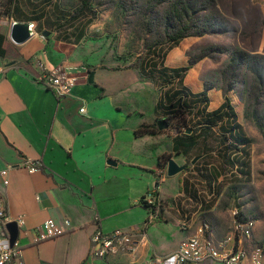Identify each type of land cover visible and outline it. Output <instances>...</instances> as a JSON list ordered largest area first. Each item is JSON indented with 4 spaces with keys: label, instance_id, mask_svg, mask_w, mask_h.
I'll list each match as a JSON object with an SVG mask.
<instances>
[{
    "label": "crops",
    "instance_id": "1",
    "mask_svg": "<svg viewBox=\"0 0 264 264\" xmlns=\"http://www.w3.org/2000/svg\"><path fill=\"white\" fill-rule=\"evenodd\" d=\"M251 1L260 7L264 19V0ZM10 32L11 27L0 23V34L7 38V56L0 58L4 68L0 74V171L10 169L9 185L0 184V194L11 218L5 231L11 244L21 248L23 264H143L151 257L170 256L203 225L210 227L216 241L223 240L233 229L235 208L243 218L256 221L253 240L264 244L262 205L254 216L241 204H230L225 210L221 197L214 200V183L200 177V190L193 182L192 175L199 173L196 169L203 172L208 156L217 153L211 150L210 137H201L199 145L185 155L175 151L182 145V134L173 128L156 135H135L141 126L158 120L159 89L152 79L140 69L121 68V62L111 64L104 58L97 62L84 50L53 44L38 34L16 45ZM193 45L192 38L181 41L168 51L164 66L188 67ZM11 53L16 57L10 58ZM205 61L188 68L184 87L193 94L206 93L209 112L219 110L229 99L237 123L243 126L231 96L216 87L205 88ZM39 63L48 69L69 66L76 79L71 92L57 96L47 88L39 80ZM91 72L95 73L93 84L89 83ZM234 124L233 118H225L223 126L230 129ZM213 130V137L220 138L219 128ZM164 156L187 168L194 159L201 164L192 163L188 171L168 177ZM27 162L39 170L30 172ZM223 181L221 177L217 185ZM245 185L233 182L224 190ZM149 195L156 200V212L141 203ZM21 217L24 228L16 222ZM48 219L66 231L40 241L36 229ZM98 228L104 233L122 229L134 234L137 250L106 260L91 258V239ZM14 264H20L19 260Z\"/></svg>",
    "mask_w": 264,
    "mask_h": 264
},
{
    "label": "rangeland",
    "instance_id": "2",
    "mask_svg": "<svg viewBox=\"0 0 264 264\" xmlns=\"http://www.w3.org/2000/svg\"><path fill=\"white\" fill-rule=\"evenodd\" d=\"M84 2L0 0V23L8 29L16 21L7 13L24 20L40 18L28 23L39 37L84 50L97 62L102 58L111 64L121 62L125 69H148L150 60L162 61L171 37L189 34L195 45L187 68L206 59L205 88L216 87L231 96L251 141L252 175L245 178V187L223 191L222 208L241 204L250 216L257 214L260 205L264 208V19L260 7L251 0H89L82 10ZM187 4L189 16L181 21L180 10ZM15 57L11 53L10 58ZM153 82L161 97L168 88L161 81ZM210 138L211 150L217 152L219 138ZM213 156L219 164L217 155ZM223 175L227 178L222 185L234 182L230 169ZM191 178L200 189L201 178L197 174Z\"/></svg>",
    "mask_w": 264,
    "mask_h": 264
},
{
    "label": "trees",
    "instance_id": "3",
    "mask_svg": "<svg viewBox=\"0 0 264 264\" xmlns=\"http://www.w3.org/2000/svg\"><path fill=\"white\" fill-rule=\"evenodd\" d=\"M88 2L89 0H86V2L83 3L82 10L89 6ZM189 7L188 4L184 5L180 10L181 21H184L185 17L188 18ZM6 15L16 21L25 22L26 24H32L36 20V22H40V18L24 20L21 19V17L15 18L11 13H7ZM198 35H204V33L199 32ZM188 37L189 34L186 33L175 34L170 38L172 44L168 51L177 47L181 41ZM82 39V36H78V40ZM6 40V36L0 34L1 59H5L7 56V49L5 48ZM163 59L160 62L155 59L150 60L149 68L145 70L141 66L140 68L137 66L132 67V69H140L142 74L147 75V77L151 78L155 83L161 81L166 88H168L161 95L157 105V122L152 125L145 124L141 126L136 131L135 135L137 137L156 135L160 133L161 129L173 128L176 132L182 134V145L175 151L188 155L197 144L199 145L198 140L201 137L205 135L208 137L211 135L214 136L215 132L213 129L219 128L218 132L220 138L218 140V149L216 153L219 164L214 162L215 158L210 154L204 162L206 167L203 168V172L202 169H196L199 171L197 175L203 180L206 179L208 182L214 183V200L220 197L224 191L225 185H222L223 182L220 185L217 184L221 177H224V179L227 178L226 175H223L226 168L230 169V175L233 177L234 182L247 184L245 178L252 175V153L250 152L251 141L243 126L237 123V115L233 111L234 109L231 106L229 99L226 100V103L219 110L209 112V99L207 94H193L189 89L184 87V79L188 68L169 69L164 66ZM146 72L149 73L146 74ZM225 118H233L235 122L230 129H226L223 126ZM189 131H192L193 133L200 131V134L198 136H189L187 135V132ZM161 160H164L165 164L168 165L170 157L164 156ZM195 160L198 159L193 160V166L198 167L201 164V161L194 163ZM191 164L188 165L186 171L189 170ZM141 203L147 210H153L154 212L157 211V206L148 205L146 197L142 199ZM146 225H148V223Z\"/></svg>",
    "mask_w": 264,
    "mask_h": 264
},
{
    "label": "built area",
    "instance_id": "4",
    "mask_svg": "<svg viewBox=\"0 0 264 264\" xmlns=\"http://www.w3.org/2000/svg\"><path fill=\"white\" fill-rule=\"evenodd\" d=\"M34 26L29 25L31 35H35ZM41 72L39 80L57 96H66L76 83L71 77L69 66L58 65L48 69L39 63ZM4 68L0 66V74ZM84 112V110H82ZM30 172L39 170L37 165L26 163ZM10 169L0 171V184L9 185ZM149 206H156V200L149 195L146 197ZM234 226L231 232L221 241H216L208 225H203L197 235L185 242L176 252L167 257H151L143 264H201L205 261H215L221 264H263L264 244H256L253 233L256 228L254 219H245L241 210L235 208L232 212ZM11 221L7 213L5 198L0 194V264H14L19 260L23 264L21 248L18 244L12 245L5 231V225ZM20 228H24L25 220L21 217L16 220ZM67 227L71 223L67 221ZM66 230L61 228L53 219L46 220L36 229L40 241L55 238ZM137 250V241L134 234L122 229L104 233L97 229L91 239L90 257L106 260L110 256L121 252L134 253Z\"/></svg>",
    "mask_w": 264,
    "mask_h": 264
},
{
    "label": "water",
    "instance_id": "5",
    "mask_svg": "<svg viewBox=\"0 0 264 264\" xmlns=\"http://www.w3.org/2000/svg\"><path fill=\"white\" fill-rule=\"evenodd\" d=\"M44 34L49 35L48 32H45ZM10 38L12 42L16 45H22L28 42L32 38V35L29 31V24L13 21L11 24ZM94 76H95V73L91 72L90 77H89L90 84L94 83ZM197 161L198 160H195L194 163H196ZM186 169H187V166H180L173 159H171L169 160V163L167 166V176L174 177L184 172Z\"/></svg>",
    "mask_w": 264,
    "mask_h": 264
}]
</instances>
